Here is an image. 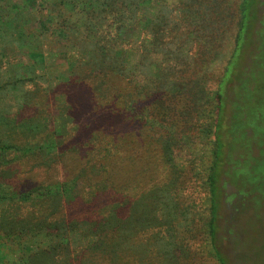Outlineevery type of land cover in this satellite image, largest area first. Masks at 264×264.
Here are the masks:
<instances>
[{
    "label": "trees",
    "instance_id": "1",
    "mask_svg": "<svg viewBox=\"0 0 264 264\" xmlns=\"http://www.w3.org/2000/svg\"><path fill=\"white\" fill-rule=\"evenodd\" d=\"M151 3L152 0H56L53 20L47 17L39 23L41 32L36 33L34 46L37 51L28 53L29 61L18 58L10 71L0 73V99L5 92L7 96L18 94L24 102L22 108L29 107L33 112L24 118L17 109L0 111V264H50L48 257L57 260L62 255L56 244L45 250L39 247L42 238L49 241L56 238L46 224L60 207L59 183L50 185L56 188H48L46 192L49 185L17 191L2 177L6 170L3 167L13 159L17 162L18 157L38 152L50 156L56 153L55 138L61 134L60 129L65 126L63 119L67 118L57 117L54 123L50 122L45 104L49 93L44 94L49 90L45 91L42 83L62 81L55 79V75L66 72L60 64L64 62L72 65L69 69L79 65L78 70L74 66L71 71L77 77L80 75L81 85L97 102L114 98L109 109L112 113H103L102 118L113 125L116 135L114 150L109 149V144L103 148V152H109L105 157L114 155L117 163L127 149L131 156L136 153L128 144L127 148L121 145L119 150L121 141L129 135L127 141L145 145L142 156L152 165V180L165 172L168 181L167 187L160 186L161 207L148 218L134 220L129 209L126 219L114 217V224L105 226L100 235H92L89 242L95 244V239L99 240L100 256L95 257L92 252L87 262L146 264L145 259L151 258L147 264H169L170 254L177 247L175 241L187 234L185 246H199V239L207 240L213 258L219 264H226L216 245V222L223 197L220 186L225 184L217 183L220 167L231 166L235 178L244 172L262 174L255 168V162L264 158V147L259 157L257 149L264 146V75L260 74L264 70V38L259 35L264 22L256 12L260 5L264 14V0H240L239 5L226 0H179L172 9L161 7L160 10ZM157 4L162 5L159 1ZM26 10L29 19L32 14L28 8L17 9L12 4L9 8L0 0V13L5 14L3 18L0 16L3 44L20 36L22 31L25 35L27 31L17 15ZM9 31L14 34L8 36ZM204 38H229L233 42L219 77L212 74L214 60L206 56ZM59 40L60 43L53 44ZM63 40L68 43L63 44ZM40 41L51 43L50 48L44 46L41 50ZM21 47L26 45L11 48V53L14 55V50ZM22 73L30 76L19 78ZM241 81L250 86L240 84ZM211 86L215 88L210 90ZM183 101L191 109L177 113ZM135 111L140 114L135 116ZM113 113L117 119H112ZM122 113H127L123 119L134 121L135 126L127 133L120 132L121 124L117 122ZM170 120L171 128L166 126ZM191 121H195L200 137L195 145L202 140H208L210 145V155L200 160V164L187 149L189 140L185 141L189 139L186 132ZM112 129L108 127L109 135H114ZM97 130L90 135L89 152H95V144L109 137L100 128ZM120 133L123 138H119ZM147 144L154 150L147 153ZM154 151L157 155L150 161L149 155H154ZM183 157L185 162L177 161ZM124 162L129 163L127 159ZM202 172L207 175L204 181L207 198L193 211L182 200L176 202L173 195L186 184L185 174L192 173L197 178ZM245 188L252 189L248 183ZM261 190L264 195V185ZM251 193L257 194L254 189ZM174 201L176 205L171 210ZM186 228L188 231L184 232ZM6 251L10 252V260L2 257Z\"/></svg>",
    "mask_w": 264,
    "mask_h": 264
},
{
    "label": "rangeland",
    "instance_id": "2",
    "mask_svg": "<svg viewBox=\"0 0 264 264\" xmlns=\"http://www.w3.org/2000/svg\"><path fill=\"white\" fill-rule=\"evenodd\" d=\"M4 1L9 8L11 4L17 6V9L19 6H24L28 8L32 15L28 19L27 10L23 11V13L19 12L22 14L17 15L22 21L23 28L28 33L26 32L24 35V31H22L20 36H16L13 40L10 39L6 45L3 44V38H0V73L3 70L10 71L11 66L17 62L18 58L20 61L23 60L25 62L26 59L29 61L28 57H30V54H34L37 51L34 46L37 44L38 39L36 33L41 32L39 23L47 17L52 21L54 11L57 10L55 6L56 0ZM157 1L161 2L162 5L160 7ZM178 1L152 0L151 6L155 4L158 7L157 10H160L161 7L172 9ZM226 1L235 2L236 5H239L240 2V0ZM262 12L263 7L258 5L256 13L258 16L262 15V22H264V14ZM0 14L2 18L5 16L4 12ZM5 19L14 20V18L8 17ZM10 28L14 30L13 26H10ZM15 30H19V28L16 27ZM260 32L259 35L263 39L264 30ZM7 33L8 36L14 34L11 31ZM72 34L73 38H75V31ZM50 37L53 40V35H50ZM23 39L25 41L21 42ZM28 39L33 42L31 45H29ZM203 41L204 51H208L206 56L214 60L212 74L219 77L223 72L224 57L229 56L233 42L229 38L215 40L204 38ZM40 43L39 48L41 50L44 46L50 48L49 45L51 43L47 41H40ZM57 43H60V40L53 42L54 45H57ZM62 43L67 44L68 42L63 40ZM24 45L26 47H21L19 51L14 50V55L11 53V48L15 49ZM221 55L222 57H216ZM55 63L56 61H54ZM60 64L64 65L66 72H59L61 75H55V79H62V81L53 84H51L52 80L42 83L43 89L45 91L49 90V92H44V94L47 95L49 93L46 96L45 104L48 107L50 122L54 123L57 117L67 118L63 119L65 126L60 129L61 134L55 138L56 153L50 156L46 155L45 152H38L33 156L18 157L17 162L13 159L12 163L3 167L6 170L2 178L17 191L49 185L45 190L46 192L48 188H56L54 185H50L58 182V188L60 187V194L62 195L57 201L60 207L52 215L53 219L51 222L46 224L48 231L50 230L49 232H52L56 238L51 241L42 238L41 242L43 243H40L39 247L45 250L50 244H56L61 248L60 252H62V255L57 260L48 257L50 264H83V262L84 264H90L87 262L89 255H92L93 252L95 254L93 256H100V251L97 248L101 247L98 239H95V244L89 242L92 235H100L105 226L108 228L109 224H114V217L115 220H117L116 218L120 220L126 219L129 209H131L134 220L137 217L142 218V216L148 218V215L153 210L161 207V199L158 197L161 195L160 186L167 187L168 181L165 179V172L159 179L152 180L153 174H150L152 165L147 163V160L144 161V156H142V154H145V145L137 146L135 142L127 141L130 138L129 135L123 138L121 133H127L135 126L134 121L123 119V116L127 113H122L121 118L117 120L121 124V133L118 136L123 138L119 150H121V145L127 148L126 144H128V148L136 149V153L131 156L127 149L124 151L125 154L121 153L122 158L117 163H114V155L105 157L104 154L109 152H103V148L109 144V149L114 150L113 137L116 135L113 125L103 122L102 118L104 116L103 113H112L109 109L114 103V98L106 99L107 103L105 101L97 102L96 97L90 96L88 91L86 92V87L81 85L83 80L79 78L80 75L77 77L71 71L74 66H76L75 70H78L77 66L79 65L75 64L69 69L68 66H72L71 64L66 62ZM133 66L135 69L136 66ZM260 74L264 75V70H261ZM21 76L28 78L30 75L22 73L19 78ZM242 83L250 86L244 81H241L240 84ZM214 88V86H211L210 90ZM7 94L6 92L3 93L2 96L4 97L0 99V111L10 108V110L15 112L17 109L16 112L24 118L33 114L29 107L22 108L24 102L21 101L18 94L9 96ZM180 106L177 113H185L186 109H191L187 101H183ZM130 111L133 112L134 109ZM82 112L88 115L82 114ZM113 114L114 118L112 119H117L116 113ZM139 114L140 111H135V116ZM170 123H172L171 120L168 124L166 123L169 128H171L169 126ZM175 124L177 127L182 128L181 123L176 122ZM109 126H112L114 135L108 134ZM98 128L109 137L95 144L97 149L95 152L93 150L89 152L88 141L91 137L90 135ZM187 128L189 133L186 132V135L189 139H185V141L189 140L190 142L187 149L192 153L191 156L196 159V162L200 164V160L210 155V145L207 143L209 141L201 139L204 142L195 145L196 139H200L195 127V121L189 122ZM263 147L257 146L258 157ZM193 149L196 156L193 153ZM153 150L154 148L147 144V153ZM157 150L160 154L161 150L159 148ZM156 155L157 153L154 151V155H149V160L151 161L152 157ZM139 156H141L140 159H138ZM201 156L202 158H200ZM126 159L129 163L124 162ZM185 160L186 158L183 157L177 161L185 162ZM220 168L217 183L219 186L225 184L220 186L223 197L220 200L216 222L217 248L222 253L223 258H225L226 264H264V195L261 190L262 185H264V158L255 162V168L259 169L262 174H249V172L246 174L244 172L241 177L235 178L231 166L223 165ZM185 175L186 177L183 179L186 184L181 191L175 192L173 197L176 202L182 200L185 206L191 205L194 211V208L198 207L199 203L207 198L204 182L207 175L205 172L200 173L197 178L192 173ZM247 183L249 188L256 190L257 194L251 193L252 189L246 191L245 186ZM236 192L238 196L235 195ZM175 201L171 202V210L176 205ZM186 231H188L187 228L184 229V232ZM137 232L140 231L138 230ZM186 237L187 234L182 239L175 241L177 247L173 248L172 254H170L171 261L169 264H219L213 258V252L207 240L199 239L197 241L200 244L199 246L193 245L189 247L184 245L186 244ZM9 254L10 252L6 251V255L3 254L2 257L9 259ZM43 255L46 257L47 253L45 252ZM149 260L152 259L150 258ZM149 260L145 259L146 264ZM100 263V260H96L94 264ZM43 264H46V262H43Z\"/></svg>",
    "mask_w": 264,
    "mask_h": 264
}]
</instances>
